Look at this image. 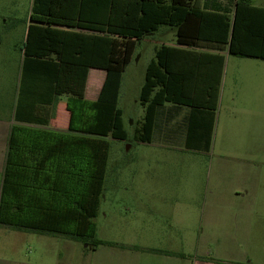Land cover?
I'll return each instance as SVG.
<instances>
[{
  "label": "trees",
  "instance_id": "16d2710c",
  "mask_svg": "<svg viewBox=\"0 0 264 264\" xmlns=\"http://www.w3.org/2000/svg\"><path fill=\"white\" fill-rule=\"evenodd\" d=\"M223 1L33 0L0 192V227L75 241L85 253L128 247L95 236L109 157L106 138L128 139L118 107L123 73L143 38L163 26L175 28L177 44L188 49L156 50L140 91L144 116L134 139L150 143L158 112L172 103L191 108L188 145L201 143L209 152L225 57L190 49L264 61V8L251 0ZM92 68L107 73L95 101L85 97ZM63 97L70 114L67 133L28 126L48 127Z\"/></svg>",
  "mask_w": 264,
  "mask_h": 264
},
{
  "label": "rangeland",
  "instance_id": "374dc122",
  "mask_svg": "<svg viewBox=\"0 0 264 264\" xmlns=\"http://www.w3.org/2000/svg\"><path fill=\"white\" fill-rule=\"evenodd\" d=\"M253 1L255 5L264 7V0ZM31 7L32 0H0V192L9 134L12 126L16 125L13 115L19 96L22 47ZM163 45L178 46L175 28L163 26L143 38L123 74L118 107L123 110L128 139L106 138L110 145L109 157L99 213L95 219V236L100 240L135 241V212H125L124 207L133 206L134 193L138 188L159 189V197L172 201L177 197L173 195L177 192L175 190L189 189L190 195L184 198L186 203L192 205V210L199 208L206 190L233 184L237 187L250 185L248 180V184L245 182V177L248 178L251 173L260 177L258 187L264 189L263 60L226 56L222 95L210 153H194L180 147L149 146L135 141L136 121L143 117L140 91L145 67L154 59L157 48ZM65 104V98H61L57 105L56 122L67 117L63 107ZM177 144L182 145L180 142ZM148 150H152V163L141 160V154ZM159 203L164 202L160 200ZM196 214L191 215L193 226ZM175 215L174 212H159L156 218L159 230L167 227L171 218H176ZM29 237L33 249V242L41 237L36 234H29ZM152 245L168 249L178 248L182 244L159 242ZM216 246L208 243L204 251L219 253ZM79 247L86 248L82 244ZM186 247L187 251L194 252L197 244L188 243ZM238 257L237 261L244 263H264V258Z\"/></svg>",
  "mask_w": 264,
  "mask_h": 264
},
{
  "label": "crops",
  "instance_id": "0c3cea01",
  "mask_svg": "<svg viewBox=\"0 0 264 264\" xmlns=\"http://www.w3.org/2000/svg\"><path fill=\"white\" fill-rule=\"evenodd\" d=\"M251 2L254 6H257L253 0ZM30 15L29 21L26 24L24 41L27 35V28L30 24ZM175 48L188 49L179 45ZM190 50L225 57L218 101L219 110L226 69V56L229 54L225 51L217 52L205 48H191ZM147 66L144 71V80ZM106 76V71L102 69L92 68L89 70L85 91L87 100L95 101L98 99ZM63 107L66 109V104ZM67 114V117L65 116L68 120L67 123H65L66 118L64 120L59 119L56 122L55 114L48 127L28 126L65 134L68 132L70 119V114L68 112ZM190 114L191 108L189 107L166 103L160 112H158L152 141L144 145H162V148L173 149L180 147L194 153H210L213 148V138L209 152L202 151L201 143L188 145L187 128ZM139 121L137 120L136 124ZM177 142H180L182 145H178ZM195 148H198V150ZM142 159L147 160V163L154 162L152 150L141 154ZM247 180L250 185L247 183ZM258 180L260 183V177L257 174L251 173L248 178L245 177V182L248 186L237 187L233 184L206 190L201 198V205L195 210H192L190 203L185 202L184 196L190 195L189 189L175 190L177 192L173 195L177 197L173 201L167 197H159L161 195L159 189H136L133 206L126 205L124 207L125 212H135V241H109L126 245L128 246L127 248L100 246L95 251L85 253L84 249L79 247L80 243L78 242L60 237L40 235L41 238L36 240L37 242H33L32 249V241L28 233L0 227V264H246L243 261H237L236 258L242 255L244 258L263 259L264 189L258 187ZM168 192L171 195L169 190ZM200 195L202 196V193ZM160 200L164 203H159ZM159 212L176 213V218L174 220L171 218V223H168V226L164 227L162 231L159 230L160 226L156 222ZM192 213H197L194 226L191 223ZM159 242L182 245L178 246V248L170 247L168 249H161L152 245ZM192 242L197 244L195 251H187L186 244ZM208 243L216 244L217 252L219 253L204 251ZM133 246L141 249H132L131 247ZM147 249L169 251L182 254L183 256L151 253ZM249 264L264 263H253V261H250Z\"/></svg>",
  "mask_w": 264,
  "mask_h": 264
}]
</instances>
